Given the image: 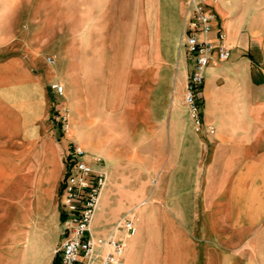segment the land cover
Returning <instances> with one entry per match:
<instances>
[{
  "label": "crops",
  "instance_id": "crops-1",
  "mask_svg": "<svg viewBox=\"0 0 264 264\" xmlns=\"http://www.w3.org/2000/svg\"><path fill=\"white\" fill-rule=\"evenodd\" d=\"M86 1L78 0V7ZM102 2L117 4L119 0ZM183 2L155 0V7L139 17V46L131 54L142 57L147 73L154 68L148 87H169L171 92L152 100L149 91L142 101L143 126L150 121L151 102L180 105L186 87L190 61L182 46ZM200 3L214 16L213 33L219 28L225 33L230 55L224 61L209 60L200 86L199 130L183 133L181 128L170 133L185 138L169 153L157 147L152 154L149 143L148 147H102L106 139L95 129L99 123L95 109L81 106L79 99L68 102L69 134L58 135L48 119L46 88L51 79L76 86L79 67L68 59L58 79L51 69H46L50 74L46 70L31 73L19 56L0 62V264H55L58 260L63 237L60 182L71 144L84 150L92 167L107 173L91 221L95 236L107 234L123 214H114L109 205L112 171L122 167L121 161H126L124 167L145 164L160 169L150 202L164 200L166 208L155 204L150 210H136L135 233L126 239L123 264H135L139 253L146 256L148 220L155 227L151 264H264V49L251 47L254 36L240 32L238 19L232 20L230 10L217 0ZM102 9L93 24L119 23L114 18L103 20ZM151 28L154 50L150 55ZM88 48L92 53V42ZM147 54L154 62L145 61ZM135 121L132 118L126 128L128 137ZM208 126L212 133L207 132ZM143 135L150 138V131ZM111 140L114 144L115 139ZM128 194L134 196L131 190ZM176 217L181 224H176Z\"/></svg>",
  "mask_w": 264,
  "mask_h": 264
},
{
  "label": "rangeland",
  "instance_id": "rangeland-1",
  "mask_svg": "<svg viewBox=\"0 0 264 264\" xmlns=\"http://www.w3.org/2000/svg\"><path fill=\"white\" fill-rule=\"evenodd\" d=\"M77 1L0 0V62L19 56L31 73L43 74L44 70L51 69L55 73L54 78L58 79L62 76L68 59L75 63L76 68L79 67L75 76L76 86H64L62 82L51 79V84L59 83L64 87L63 92L57 94L49 85L46 88L48 119L60 136L68 135L70 131L69 100L79 99L81 106L95 109L96 114L93 115L99 122L95 129L103 133L106 139L103 140L102 147H148L149 143L152 154L157 151V147H164L163 150L167 153L174 144L180 147L181 139L185 138L184 134L175 136L170 133H177L181 128L184 129L183 133L187 129L197 132L200 125L199 103L196 116H192L184 99L186 88L181 95L180 105L151 102L150 121L143 126L140 120L142 101L149 97V91L152 100L155 96L163 98L171 94L169 87L154 88L152 84L148 87L146 81L150 76L152 80L154 68L147 73L142 57L131 54L139 46L137 36L142 28L138 22L139 17L142 11L145 14L148 7H155V0H119L117 4L87 0L81 7H78ZM189 2L190 0L183 2V18L186 21L190 14ZM217 3L230 10L232 20L238 19L240 32L254 36L255 41L252 39L251 47L264 49V0H217ZM102 5H106L105 8H100ZM101 9L105 12L102 15L103 20L114 18L119 23L93 24L97 22ZM128 20L135 23L129 24ZM149 34L151 42L147 50L149 48L150 53V50H154L152 28ZM90 37L95 40L90 41ZM91 42L93 52L88 53ZM150 55L147 54L145 61L151 58L154 62ZM47 58L51 59L50 63L46 61ZM46 72L50 74L49 70ZM197 96L200 98V88ZM132 118L137 119L136 126L132 127L128 137L126 128L131 124ZM147 131H150V138H144L143 134ZM106 135L115 139L114 144L111 142L113 138ZM124 165L126 161H121L122 167L112 171L114 188L109 198L112 212L123 213L122 215L132 213L136 220V210L140 207L150 210L156 204L155 206L165 209L164 200L159 204L150 202L152 192L158 188L160 169L147 167L145 164L138 167ZM129 190L133 191L132 198L128 194ZM167 202L170 203L169 200ZM185 207L190 210L189 199L185 201ZM176 219L177 217L174 219L176 224H179ZM154 229L152 221L148 220L144 234L148 257L147 254L145 257L142 253L137 254L135 264L152 263L150 246L155 241Z\"/></svg>",
  "mask_w": 264,
  "mask_h": 264
},
{
  "label": "built area",
  "instance_id": "built-area-1",
  "mask_svg": "<svg viewBox=\"0 0 264 264\" xmlns=\"http://www.w3.org/2000/svg\"><path fill=\"white\" fill-rule=\"evenodd\" d=\"M188 7L190 14L183 28L182 46L190 61V70L184 99L191 115L196 116L197 90L201 86L205 67L210 59H228L230 52L225 45V33L220 28L213 33V14L195 0H190ZM46 61L50 63L51 59ZM49 86L61 94V84L52 83ZM212 131V127L208 126L207 132ZM84 154L79 145L71 144L64 157L59 201L63 237L56 264H123L126 239L135 233V217L132 213H125L112 223L107 234H92L91 221L107 173L104 168L92 167ZM94 160L98 162L100 158L95 157Z\"/></svg>",
  "mask_w": 264,
  "mask_h": 264
},
{
  "label": "trees",
  "instance_id": "trees-1",
  "mask_svg": "<svg viewBox=\"0 0 264 264\" xmlns=\"http://www.w3.org/2000/svg\"><path fill=\"white\" fill-rule=\"evenodd\" d=\"M198 103H200V98H199V101H198ZM57 262V261H56ZM56 264V263H55Z\"/></svg>",
  "mask_w": 264,
  "mask_h": 264
}]
</instances>
